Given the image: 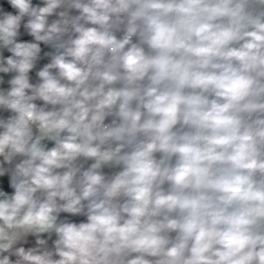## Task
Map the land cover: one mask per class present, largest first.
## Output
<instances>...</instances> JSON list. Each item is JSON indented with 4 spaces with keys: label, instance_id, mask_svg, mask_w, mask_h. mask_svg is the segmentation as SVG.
I'll list each match as a JSON object with an SVG mask.
<instances>
[{
    "label": "clouds",
    "instance_id": "obj_1",
    "mask_svg": "<svg viewBox=\"0 0 264 264\" xmlns=\"http://www.w3.org/2000/svg\"><path fill=\"white\" fill-rule=\"evenodd\" d=\"M0 264H264V0H0Z\"/></svg>",
    "mask_w": 264,
    "mask_h": 264
}]
</instances>
